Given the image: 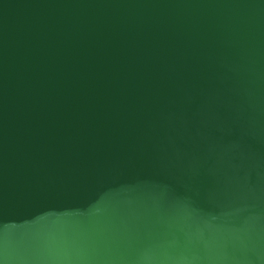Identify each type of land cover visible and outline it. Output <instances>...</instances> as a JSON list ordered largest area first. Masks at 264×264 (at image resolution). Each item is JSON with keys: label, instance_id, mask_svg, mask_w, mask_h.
<instances>
[{"label": "water", "instance_id": "95a60500", "mask_svg": "<svg viewBox=\"0 0 264 264\" xmlns=\"http://www.w3.org/2000/svg\"><path fill=\"white\" fill-rule=\"evenodd\" d=\"M0 264H264V0H0Z\"/></svg>", "mask_w": 264, "mask_h": 264}]
</instances>
